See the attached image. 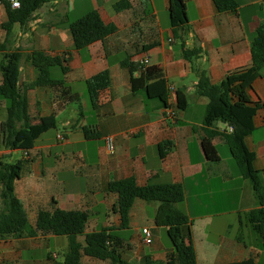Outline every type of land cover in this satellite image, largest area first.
Returning <instances> with one entry per match:
<instances>
[{"label":"crops","instance_id":"0c3cea01","mask_svg":"<svg viewBox=\"0 0 264 264\" xmlns=\"http://www.w3.org/2000/svg\"><path fill=\"white\" fill-rule=\"evenodd\" d=\"M236 2L235 10L219 11L214 0H186V24L173 26L172 0H48L34 11L27 24L15 22L9 31L3 27L8 14L0 2V64L6 52L20 51L18 85L27 94L32 121L51 113L57 119L56 127L42 133L27 151L5 148L0 141V161L22 160V173L14 186L28 217L22 235L0 239L1 264H50L58 257L56 251H49L46 257L38 251L42 252L53 238L60 237L65 244L64 236L69 243L68 236L28 233L35 226L38 211L51 208L53 200L63 209L89 212L86 231L118 227L120 216L113 210L118 194L108 191L107 186L111 180L129 176H134L140 186L149 182L184 186V200L177 206L190 217L198 264L249 257L264 264L259 235L249 223L238 221L239 213L255 205L251 181L235 172L221 155L219 161L206 157L202 137L209 100L196 94L202 70L217 83L229 71L252 62L251 39L256 27L264 23V11L260 13L257 6L264 8V0ZM92 9L117 30L76 49L68 22ZM36 49L68 58L67 72L59 66L51 71L80 97V102L63 103L61 96L55 101L49 85L26 88L39 74L29 58ZM185 49L196 53L187 58ZM142 56L149 59L148 65L162 70L170 87L169 107L148 97L142 89L132 90L131 77H138L141 71L130 73L123 61H138ZM104 69L110 71V87L94 107L86 81ZM177 90L187 96L185 109L177 107ZM248 94L257 102L258 110L255 127L245 141L256 154L254 165L264 181V66ZM6 115V101L0 99V126ZM218 127L225 129L227 125L218 122ZM60 133L63 138H59ZM106 136L113 138V153L106 147ZM223 141L220 136L213 138L216 146ZM158 206L156 200L135 199L129 226L117 230L126 259L141 261L151 255L167 264L174 249L170 238L169 243L165 240L167 227L155 221ZM243 225L246 236L241 232ZM144 227L152 233L149 244L143 241ZM146 245L151 247L150 252L145 251ZM67 249L68 245L63 254ZM81 264L111 262L83 255Z\"/></svg>","mask_w":264,"mask_h":264},{"label":"trees","instance_id":"16d2710c","mask_svg":"<svg viewBox=\"0 0 264 264\" xmlns=\"http://www.w3.org/2000/svg\"><path fill=\"white\" fill-rule=\"evenodd\" d=\"M20 6L13 7L11 0H0L6 8L8 19L3 23L10 30L15 22L24 25L32 18L33 13L48 0H19ZM186 0H172L170 22L173 26L186 24ZM219 11L235 10L236 0H214ZM68 28L74 39V48L80 49L97 40L114 33L117 27L105 23L95 9L83 16L68 22ZM1 46V44H0ZM194 50L185 49L187 58L195 54ZM252 62L249 66L229 71L220 82H213L207 72H200L196 85V94L206 96L203 123L205 135L202 145L206 157L210 161H219L220 154L213 138L220 136L227 143L230 154L239 166L241 174L252 184L255 205L244 213H239L240 223H249L261 239L264 249V181L260 171L255 167V152L250 149L245 137L254 129V116L258 110L257 102H253L248 89L260 75L264 66V23L256 27L251 39ZM20 51L4 54L0 64L3 80L0 82V99L6 101L7 115L0 126V141L9 149H31L36 139L45 131L56 127L54 113L40 116L33 122L29 114L27 94L18 85L20 75ZM29 58L39 70L38 77L26 88L49 85L53 90L55 101L62 97L63 103L80 102V97L72 93L62 78H57L51 69L59 66L63 73L68 71L65 62L67 57L51 55L44 50H33ZM130 73L140 70L138 77H131L132 90H144L148 97L155 98L165 107H169L170 87L162 72L155 65H144L139 61L127 58L123 61ZM109 69H104L86 81L90 100L94 107L110 87ZM177 107L185 109L188 99L183 90H177ZM61 103V104H63ZM81 107V104H80ZM218 122L227 125L225 129L218 127ZM96 135V134H93ZM165 150L162 147V155ZM22 160L16 162L0 161V239L5 236L22 235L28 225L26 210L15 193V181L21 176ZM108 191L118 194L113 210L120 216L119 226L102 227L86 231L89 212L83 209H63L53 200L51 208L38 211L35 226L29 230L30 235L53 234L68 236V249L62 259L52 258L50 264H81V257L89 255L98 259H109L111 264H162L151 255L141 261H131L123 256V239L118 235V228L129 226L130 211L136 198L159 201L155 221L167 227L168 236L173 245V252L168 255L167 264H198L196 249L192 239L191 220L189 215L177 204L184 200L185 191L181 183H153L138 185L134 176L109 181ZM83 236V241L80 240ZM2 263L0 258V264ZM220 264H257L253 257L240 261Z\"/></svg>","mask_w":264,"mask_h":264},{"label":"rangeland","instance_id":"374dc122","mask_svg":"<svg viewBox=\"0 0 264 264\" xmlns=\"http://www.w3.org/2000/svg\"><path fill=\"white\" fill-rule=\"evenodd\" d=\"M257 8H259V10H260V13H262L263 11H264V8L262 7V6H260V5H258L257 6ZM51 129H53V128H51ZM50 129V130H51ZM61 134V133H60ZM63 135V134H62ZM55 141H56V139H54ZM217 148H218V151H219V154L221 155V157L224 159V160H228V162H229V164L233 167V170L235 171V172H237L238 174L240 173L241 174V172H240V169H239V166H238V164L236 163V161L234 160V158L231 156V154H230V150H229V147H228V145H227V143H225L224 141L220 144V145H218L217 146ZM16 157H19L18 155L16 156ZM245 222H247V220H244ZM256 235H258L257 234V232H255L253 229H251ZM241 232L243 233V235L244 236H246L247 234H246V227L244 228V225H243V227H242V229H241ZM58 238H60V237H58ZM52 239L49 243H48V246L46 247V248H43L42 250V252L41 251H38L39 253H42L43 255H45V257H46V254L49 252V251H56L59 255H58V257L56 258V259H62V257H63V253H64V251L66 250V247H67V245H68V242H67V239H66V237H62V238H65V240H66V242H65V244L62 242V241H60L59 239ZM165 240H167V243H169L170 242V240H169V237L167 236V237H165ZM150 246L149 245H146L145 246V251L146 252H150ZM133 261H135V260H133ZM261 263H264V261H262Z\"/></svg>","mask_w":264,"mask_h":264},{"label":"built area","instance_id":"2783aa9c","mask_svg":"<svg viewBox=\"0 0 264 264\" xmlns=\"http://www.w3.org/2000/svg\"><path fill=\"white\" fill-rule=\"evenodd\" d=\"M11 1H12L13 7H19L20 6L19 0H11ZM138 61L144 65H148V63H149V59L146 56L140 57L138 59ZM59 138H63L62 134H59ZM105 140H106V147H107L108 151L113 153L114 149H115L113 138L111 136H106ZM142 234H143V241L146 244H149L152 242V233H151L150 229H148L147 227L142 228Z\"/></svg>","mask_w":264,"mask_h":264}]
</instances>
